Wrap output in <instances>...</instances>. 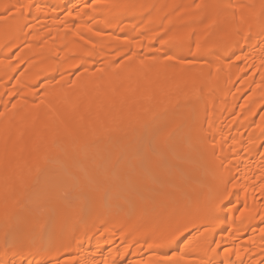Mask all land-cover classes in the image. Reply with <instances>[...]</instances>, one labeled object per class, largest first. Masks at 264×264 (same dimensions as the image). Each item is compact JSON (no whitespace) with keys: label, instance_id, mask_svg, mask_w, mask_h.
<instances>
[{"label":"bare ground","instance_id":"6f19581e","mask_svg":"<svg viewBox=\"0 0 264 264\" xmlns=\"http://www.w3.org/2000/svg\"><path fill=\"white\" fill-rule=\"evenodd\" d=\"M162 115L150 189L106 146ZM0 264H264V0H0Z\"/></svg>","mask_w":264,"mask_h":264},{"label":"rangeland","instance_id":"374dc122","mask_svg":"<svg viewBox=\"0 0 264 264\" xmlns=\"http://www.w3.org/2000/svg\"><path fill=\"white\" fill-rule=\"evenodd\" d=\"M181 19H182V17H180ZM164 116L162 115V116H160L159 117V119L156 121V122H154L152 125H147V126H144V127H140V128H138L137 127V132H136V137H131L129 134H126L125 136H124V138H125V140H124V138L121 140V141H117V142H113V143H111V144H109V145H107L106 146V148L107 149H109V146H110V149H111V147H112V150H114L116 153H117V156H118V159H117V161H116V163L114 164V170L113 171H115V170H119V169H126V170H129V172H130V174L131 175H133V173H131V171L130 170H132V171H135L138 167H139V169H137V170H140L141 169V167L143 168V169H141V170H144V172H141L142 174H144V177L143 178H145V180H147L148 182L149 181H152V179H154L153 177H152V169H151V167H154V165H155V163L157 162V159H155V157L154 158H152V155L153 154H151L152 152L153 153H155L156 151L155 150H162V149H160V147H158L157 148V142L160 140H165V139H167L168 138V136L170 135V131L169 132H167L165 129L167 128V130H168V128L170 127V128H172L169 124H167V125H165V117L163 118ZM160 119H161V121H160ZM169 126V127H168ZM186 127V126H185ZM185 127L183 126V127H180V130H179V136H178V139L179 140H176L177 142H179L178 144H177V142H176V144L178 145V148H176L177 147V145L175 146V145H173V146H175V147H172V146H170V149H169V147H166L167 145H165V147L163 148V150H164V152L165 151H167L168 149L169 150H171L172 149V151H170L169 152V150H168V152H165V153H168V155L166 156L164 153H163V151H160L161 152V156H160V159H159V161H160V163L162 164V163H164L165 162V164L166 163H168V164H170V166H172L173 164L175 165H173L174 166V168L175 167H177V164L179 163V162H181V161H183L184 160V157H183V153H184V151L187 149V150H189L190 152H191V150H192V148L190 147V146H192V144L191 143H188L183 137V134H182V130L181 129H185ZM190 128L192 129V130H190ZM187 130H189V131H194L196 128H194V127H187L186 128ZM167 134H165V133ZM138 133H139V135H138ZM161 134H164V136L163 135H161ZM137 135H138V137H137ZM182 135V136H181ZM128 136V137H127ZM158 136V137H157ZM162 136V137H161ZM180 139L181 140H183V141H180ZM156 141V142H155ZM182 142H184V143H182ZM154 144V145H153ZM156 144V145H155ZM156 146V148L157 149H153L154 147ZM172 147V148H171ZM97 148V147H96ZM96 148H94V149H96ZM137 148H139V149H137ZM144 148V149H143ZM167 148V149H166ZM173 148H175V149H173ZM99 149V148H98ZM135 149L136 150H138V151H140V150H142V151H145L144 153L146 154L148 151L150 152V150H151V152L150 153H147L148 155H150V157L148 158L147 157V159L145 158L146 156H144L142 159H139V160H142V161H139L138 160V162H137V160H136V162L133 160V162H135V163H133L132 162V160H131V162L133 163L132 165L131 164H128V165H123L122 164V160H123V156H125L126 155V153H131L132 154V157H136V155H134L135 154ZM145 149H148L147 151L145 150ZM178 149H179V152H178ZM118 150V151H117ZM128 150H131V151H128ZM174 150H175V152H174ZM181 150V151H180ZM186 150V151H187ZM97 151V149L96 150H89V153L91 154V153H93V154H91V155H89V156H91V157H93L92 159H91V161L92 162H90V164L88 163V164H82V161H77L76 163H75V173L73 174V175H71V176H68V178H69V181H71L73 184H79L81 181H89V179L92 177V174H97V176H99V178H100V184L102 185V184H105V183H107L108 181H109V179L107 178V176H106V173H107V171L108 172H112V169L111 170H109V168L108 167H104V165H101L102 167H99V170L97 171V169L95 170L94 169V167H95V164H94V162H95V160H93L94 159V154H95V152ZM127 151V152H126ZM134 153H133V152ZM137 151V152H138ZM185 151V152H186ZM136 152V153H137ZM174 154H173V153ZM182 152V153H181ZM88 153V152H87ZM120 153V154H119ZM125 154V155H124ZM163 154H164V156H163ZM121 155H123V156H121ZM155 155V154H154ZM153 155V156H154ZM169 156H170V158L171 159H169ZM164 157H167V158H164ZM178 157V158H177ZM120 158H122V159H120ZM145 158V159H144ZM161 158H162V161H161ZM181 158V159H180ZM168 159V160H167ZM154 160H155V162H154ZM164 160V161H163ZM168 161H170V162H168ZM172 162V163H171ZM94 164V165H93ZM135 164V165H134ZM137 165V166H136ZM149 168V169H147V168ZM102 168H104L103 170H102ZM100 169H101V171H100ZM135 169V170H134ZM147 169V170H146ZM140 170V171H141ZM99 172V173H98ZM77 173V174H76ZM148 175V176H147ZM150 176H151V179H150ZM131 177V176H130ZM148 177V178H147ZM132 179V178H131ZM150 179V180H149ZM83 181V182H84ZM79 182V183H78ZM124 182V181H123ZM153 182H155L154 180L152 181V182H150V183H148V184H150V186L148 185V187L147 188H150V189H153V185H154V183ZM174 186V185H173ZM172 186V187H173ZM177 187H178V185H177ZM83 189V188H82ZM82 189H79L78 191H77V196H74L73 197V199L75 200L76 199V201H78V199H79V197H80V195L82 194V192H83V190ZM115 189L117 190V188H115V187H112V186H107L106 188H105V192H106V195L107 196H109V194H111V193H114V192H116L115 191ZM119 189V188H118ZM173 191H176L178 188H176V186H174L173 187ZM82 191V192H81ZM114 191V192H113ZM136 191V192H135ZM129 192L130 193H132L133 195H136L137 194V192H138V190L136 189V188H131V189H129ZM63 194V193H62ZM79 196V197H78ZM65 199V195L63 194V195H61V198H60V196L59 197H51V198H49V199H47L46 201H44V202H42V203H40V205H42L41 207H42V210L45 212V215H46V219H47V222H48V217L53 213V209H51V207L52 208H56V206L59 208V207H61L60 205V201L62 202L63 200ZM97 200H96V197L93 195L92 197H90V198H88V200L87 199H85V200H83V203L84 204H87L86 206V208H85V210L86 211H92L93 209H95V208H107V203L105 204H102V205H100V206H96V205H94V203L96 202ZM122 203H124L125 204V201L124 200H122V201H117V202H113V203H111L110 205L111 206H113V207H115V208H118V207H121V205H123ZM55 206V207H54ZM84 206V205H83ZM48 212V213H47ZM51 212V214L49 215V213ZM25 222V220H23V221H21L20 223H24Z\"/></svg>","mask_w":264,"mask_h":264}]
</instances>
